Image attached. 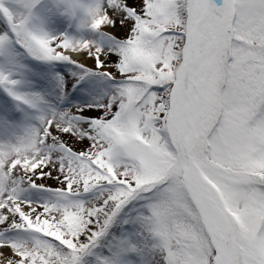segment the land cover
Returning a JSON list of instances; mask_svg holds the SVG:
<instances>
[{"label": "snow or ice", "instance_id": "1", "mask_svg": "<svg viewBox=\"0 0 264 264\" xmlns=\"http://www.w3.org/2000/svg\"><path fill=\"white\" fill-rule=\"evenodd\" d=\"M0 14V264H264V0Z\"/></svg>", "mask_w": 264, "mask_h": 264}, {"label": "rangeland", "instance_id": "2", "mask_svg": "<svg viewBox=\"0 0 264 264\" xmlns=\"http://www.w3.org/2000/svg\"><path fill=\"white\" fill-rule=\"evenodd\" d=\"M6 1L8 2V3H6V5H7L8 7L12 8L13 10H18L19 0H6ZM3 22H4V21H3V17H0V23H3ZM65 30L68 31V27H67V26H65ZM27 63L29 64L30 67H32V71H33V72L38 71L37 68L33 67V66L36 64L35 61H31V60H30V61H28ZM55 71H57V72H61V71H69V69L66 68V67H57V68L55 69ZM39 80H40V77L37 76V77H35V78L33 79V82H34V83H38ZM2 95H3V93H0V96H2ZM49 99H51V100H55L56 98H55L54 96H50ZM50 183H51V182H50ZM128 227H129L128 225H125V226L123 227V229L126 230ZM122 236H123V233H122L120 239L122 238ZM144 256H145V260H146V262H147L148 260L151 259V256H152V250H151V248H149V249L144 253Z\"/></svg>", "mask_w": 264, "mask_h": 264}, {"label": "trees", "instance_id": "3", "mask_svg": "<svg viewBox=\"0 0 264 264\" xmlns=\"http://www.w3.org/2000/svg\"><path fill=\"white\" fill-rule=\"evenodd\" d=\"M118 226H119V225H118ZM118 226H114V228H113V230H112V232H113V239H111V240L109 241V244H110V245H113V244H114V240H115V238L118 236V235H117V233H118V231H117ZM101 247L103 248L104 246L102 245ZM102 255H103V252L98 251V253H97V259H99V257H101Z\"/></svg>", "mask_w": 264, "mask_h": 264}]
</instances>
